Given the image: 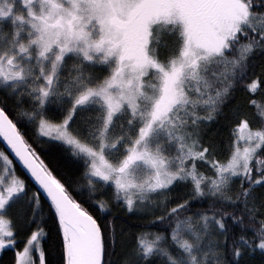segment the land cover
<instances>
[{
    "label": "snow or ice",
    "instance_id": "6c2138e0",
    "mask_svg": "<svg viewBox=\"0 0 264 264\" xmlns=\"http://www.w3.org/2000/svg\"><path fill=\"white\" fill-rule=\"evenodd\" d=\"M0 142V264H264V0H0Z\"/></svg>",
    "mask_w": 264,
    "mask_h": 264
},
{
    "label": "trees",
    "instance_id": "16d2710c",
    "mask_svg": "<svg viewBox=\"0 0 264 264\" xmlns=\"http://www.w3.org/2000/svg\"><path fill=\"white\" fill-rule=\"evenodd\" d=\"M0 147H4V148H6L5 145H3L2 142H0ZM16 163H17V162H16ZM17 165H18V163H17ZM11 255H12L11 252H9L8 257H6L5 259H8Z\"/></svg>",
    "mask_w": 264,
    "mask_h": 264
},
{
    "label": "water",
    "instance_id": "95a60500",
    "mask_svg": "<svg viewBox=\"0 0 264 264\" xmlns=\"http://www.w3.org/2000/svg\"><path fill=\"white\" fill-rule=\"evenodd\" d=\"M6 147V146H5ZM18 163V161H16Z\"/></svg>",
    "mask_w": 264,
    "mask_h": 264
}]
</instances>
